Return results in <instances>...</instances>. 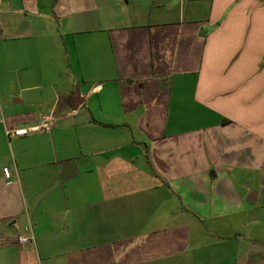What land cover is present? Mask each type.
I'll list each match as a JSON object with an SVG mask.
<instances>
[{
    "label": "crops",
    "instance_id": "obj_1",
    "mask_svg": "<svg viewBox=\"0 0 264 264\" xmlns=\"http://www.w3.org/2000/svg\"><path fill=\"white\" fill-rule=\"evenodd\" d=\"M0 264H264V0H0Z\"/></svg>",
    "mask_w": 264,
    "mask_h": 264
},
{
    "label": "built area",
    "instance_id": "obj_2",
    "mask_svg": "<svg viewBox=\"0 0 264 264\" xmlns=\"http://www.w3.org/2000/svg\"><path fill=\"white\" fill-rule=\"evenodd\" d=\"M52 126H53V121L50 119H45L42 124L36 128H34L32 131H40L43 133H50L52 131ZM28 132H30L27 129H17L14 131H7V135L9 137L11 136H21V135H26ZM34 238L33 236L31 237H26V236H18L17 242L20 245H26L27 243L33 241Z\"/></svg>",
    "mask_w": 264,
    "mask_h": 264
},
{
    "label": "rangeland",
    "instance_id": "obj_3",
    "mask_svg": "<svg viewBox=\"0 0 264 264\" xmlns=\"http://www.w3.org/2000/svg\"><path fill=\"white\" fill-rule=\"evenodd\" d=\"M185 106L187 107V109L183 110V115H187L189 113H194L195 112V109L193 108V104L192 102H190V96H185ZM186 128V127H185ZM184 127L183 128H180V129H185Z\"/></svg>",
    "mask_w": 264,
    "mask_h": 264
}]
</instances>
